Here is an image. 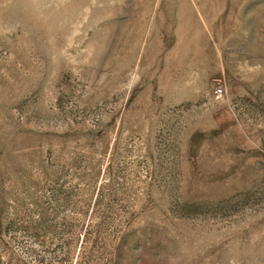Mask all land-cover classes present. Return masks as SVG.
<instances>
[{
  "label": "rangeland",
  "instance_id": "obj_1",
  "mask_svg": "<svg viewBox=\"0 0 264 264\" xmlns=\"http://www.w3.org/2000/svg\"><path fill=\"white\" fill-rule=\"evenodd\" d=\"M0 264H264V0H0Z\"/></svg>",
  "mask_w": 264,
  "mask_h": 264
},
{
  "label": "built area",
  "instance_id": "obj_2",
  "mask_svg": "<svg viewBox=\"0 0 264 264\" xmlns=\"http://www.w3.org/2000/svg\"><path fill=\"white\" fill-rule=\"evenodd\" d=\"M214 93L215 94H219L220 93V89L219 88L214 89Z\"/></svg>",
  "mask_w": 264,
  "mask_h": 264
}]
</instances>
